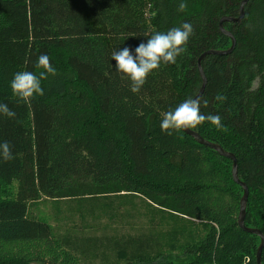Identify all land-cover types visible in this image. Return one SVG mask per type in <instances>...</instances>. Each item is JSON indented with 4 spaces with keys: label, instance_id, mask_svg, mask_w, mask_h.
<instances>
[{
    "label": "trees",
    "instance_id": "1",
    "mask_svg": "<svg viewBox=\"0 0 264 264\" xmlns=\"http://www.w3.org/2000/svg\"><path fill=\"white\" fill-rule=\"evenodd\" d=\"M179 2L0 0V102L16 113L0 116V141L13 153L0 160V264H257L261 239L238 224L244 191L233 179V161L184 130L160 129L162 112L201 91L200 57L233 46L220 23L239 18L243 0H184L183 13ZM184 22L194 29L184 52L133 94L111 53ZM223 27L236 45L202 60L207 83L199 99L201 112L219 115L222 127L205 121L190 129L235 154L239 180L249 188L245 225L264 234V0H249L241 21ZM41 54L57 71L41 81L44 94L25 103L8 82L21 70L38 75ZM44 198L75 200L79 214H72L90 228L87 216L94 219L104 202L112 218L126 200L142 198L193 229L56 236L30 211ZM189 235L192 243L176 244ZM13 244L32 250L19 253Z\"/></svg>",
    "mask_w": 264,
    "mask_h": 264
},
{
    "label": "clouds",
    "instance_id": "2",
    "mask_svg": "<svg viewBox=\"0 0 264 264\" xmlns=\"http://www.w3.org/2000/svg\"><path fill=\"white\" fill-rule=\"evenodd\" d=\"M186 7L184 0H180L177 11L183 13ZM193 31V26L184 22L166 32H154L134 49L123 47L113 51L110 59L115 61L116 72L130 81V91L136 94L154 70L159 69L162 64L176 63L177 57L184 52ZM35 67L42 69L38 75L33 71L21 70L15 72L8 82L12 94L25 103L35 96L43 95L41 81L47 79L48 75H55L57 71L55 65L50 63L47 54L37 57ZM215 99L223 103L226 98L222 94H217ZM200 109V100L191 97L184 99L175 108L161 113V131L171 135L173 131L195 128L205 121L216 126L217 129L222 127L219 115H205ZM0 116L15 119L16 113L6 103L0 102ZM12 157L11 145L7 141H0V160L8 161Z\"/></svg>",
    "mask_w": 264,
    "mask_h": 264
},
{
    "label": "rangeland",
    "instance_id": "3",
    "mask_svg": "<svg viewBox=\"0 0 264 264\" xmlns=\"http://www.w3.org/2000/svg\"><path fill=\"white\" fill-rule=\"evenodd\" d=\"M13 193L15 194L17 191V183L12 186ZM75 200H49L42 199L39 202L34 203L30 207V211L33 215L38 218H42L50 223L53 227L55 235H75V236H86V237H101L109 235V228L111 232H120L123 234H152L157 233L160 236H165L169 232L174 231H188L191 233L192 229L185 222L189 221L185 219V222L177 219L170 218L166 213L161 215L160 212L154 210L153 206L144 201L142 198L131 199L127 202L126 206L121 211L113 212L112 218L109 217V206L106 208L104 204L100 205L99 209L95 210L94 219L92 217L87 216V221L90 222L93 228L90 226H82L83 219L78 217L76 214L79 209L76 206ZM115 209L118 208V205L114 206ZM119 210V209H117ZM100 218V220H96ZM115 218V219H114ZM112 219H114L112 221ZM96 220V221H95ZM104 223L100 224L97 227L94 223L99 222ZM197 224L195 222H192ZM107 225V226H106ZM197 233L196 236L199 235V238L203 236V231L201 229L195 230ZM169 237V236H168ZM191 236H186L176 242V244H184V243H192L190 238ZM186 245V244H184ZM18 249L19 253H24L27 251H31L28 247L17 246L14 245ZM25 250V251H24ZM176 253H179L177 250ZM32 264H39V262H33Z\"/></svg>",
    "mask_w": 264,
    "mask_h": 264
},
{
    "label": "water",
    "instance_id": "4",
    "mask_svg": "<svg viewBox=\"0 0 264 264\" xmlns=\"http://www.w3.org/2000/svg\"><path fill=\"white\" fill-rule=\"evenodd\" d=\"M249 2V0H243L242 4H241V15L239 18H230V17H225V18H222V21L220 23V28H221V31L227 35L228 37H230L232 39V47L228 50V51H217V50H210V51H207L206 53H204L200 59H199V71H200V74H201V77L203 79V87L201 89V91L198 93V95L196 96V98L194 99H200L204 93V90L206 88V83H207V79H206V76L203 72V69H202V66H201V62L202 60L208 55H227V54H230L233 49H234V46L236 45V41L234 39V37L230 34V32H228L227 30L224 29L223 27V23L224 22H227V21H230V22H238V21H241V19L244 17L245 15V7H246V4ZM184 132L193 137L199 144L201 145H204L206 147H209L211 149H213L214 151H216L219 155L225 157V158H228V159H231L233 161V168H232V175H233V179L234 181L239 185L241 186V188L243 189L244 191V194L240 200V211H239V215H238V224L240 226L241 229H243L245 232L247 233H251V234H255L257 236L260 237L261 239V244L258 248V253H257V264H262V251H263V248H264V234L258 230V229H254V228H249L245 225V217H246V211H247V204H248V197H249V188L247 187V185L242 182L241 180H239V176H238V164H237V159L235 157V154H232V153H229L227 151H225L219 144H216V143H213V142H210V141H207L205 140L203 137H201L197 132L191 130L190 128L189 129H185Z\"/></svg>",
    "mask_w": 264,
    "mask_h": 264
}]
</instances>
